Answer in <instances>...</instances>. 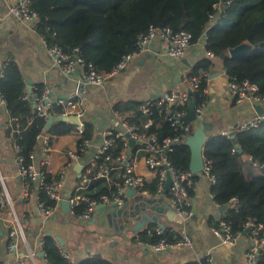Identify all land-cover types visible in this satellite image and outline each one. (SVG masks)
Segmentation results:
<instances>
[{"label":"crops","instance_id":"obj_1","mask_svg":"<svg viewBox=\"0 0 264 264\" xmlns=\"http://www.w3.org/2000/svg\"><path fill=\"white\" fill-rule=\"evenodd\" d=\"M17 1L0 0V80L4 77L3 70L13 64L19 69L26 94L34 106L36 92L40 89H49L53 99L73 97L80 84L81 70L67 76L55 65L39 31L10 13V8ZM206 41V38L201 37L185 51L180 60L168 57L165 44L156 41L148 54L136 58L119 74L108 78L103 86L83 87V119L92 132L90 140L93 146L82 155L80 164H75L68 171L64 180L65 193L75 194L78 180L91 166L106 137L111 132L124 131L122 123L130 115H123L115 106L131 101H154L170 91H190L189 77L195 71L200 74L207 59ZM224 70L222 58L212 59L203 120L210 126L207 132L209 137L224 131L234 133L243 122L258 114L251 100L236 102ZM258 106L264 113V105ZM10 123L9 113L0 103V176L4 178L14 210L13 214L12 207H7L0 222V264H13L16 258L15 253L7 250L9 228L16 225V217L31 247L36 246L41 234H48L70 253L74 264L91 257H101L112 264H197L207 255L212 259V264H250L245 258L248 236L243 237L242 241L239 239L234 246H225L211 231L226 207L220 212L223 206L215 202L211 183L205 175H199L193 188L191 198L194 215L190 220H175L168 192L162 196L144 197L158 202L141 212V206L136 203L138 195L129 197L127 205L121 208L116 204H100L88 221L72 216L70 205L69 211H66L62 201L56 216L44 220L37 210V186L32 188L30 197L23 196V180L18 174L14 141L9 134ZM79 139L78 131L55 136L51 175H57L67 162L65 152L76 150ZM130 151L137 160L136 171L146 184L156 181L155 175L146 166L143 147L138 143H130ZM243 159L245 162L251 160L247 155ZM145 190L148 191L147 188ZM154 217H158V223ZM156 226L165 227L177 235H188L191 246L175 245L165 252L157 253L136 240L137 234ZM28 263L34 264L31 261Z\"/></svg>","mask_w":264,"mask_h":264},{"label":"trees","instance_id":"obj_2","mask_svg":"<svg viewBox=\"0 0 264 264\" xmlns=\"http://www.w3.org/2000/svg\"><path fill=\"white\" fill-rule=\"evenodd\" d=\"M221 0H32L31 7L41 17L38 26L40 34L46 36L50 45L58 44L66 52L75 48L86 63H91L98 72L109 73L125 55L135 48L138 36L150 26H168L173 31L187 30L193 35L192 43L199 41L207 31L206 48L216 57L223 59L224 69L229 79L249 80L258 85L264 96V0H232L226 14L207 30L210 15L216 12ZM244 42L253 48L244 54L230 57L228 51ZM203 68L205 65L202 66ZM199 74L198 72L192 75ZM0 80V94L10 116L9 134L21 148V155L27 162L38 148V136L45 133L47 121L38 115L30 98H25L26 88L19 69L10 64L3 70ZM206 83H203L205 85ZM43 91L36 92L40 95ZM196 103L202 98L192 93ZM144 102L131 101L118 104L115 109L123 115H130L127 122L139 127L141 133L154 135L160 141L174 137L177 132L165 121L160 109L153 107L150 114L141 110ZM123 105V106H121ZM171 111H188V105H172ZM15 119V120H12ZM149 119L153 123L146 127ZM186 122H191L186 116ZM77 131V126L68 122H56L49 133L60 136ZM183 140L174 146L169 159L178 171L190 170L191 150L185 143L186 135L178 131ZM92 132L85 123L79 143L91 139ZM114 146L109 153L115 156L123 147V140L114 132ZM241 150V151H240ZM108 154V153H107ZM251 158L245 162L243 156ZM101 155L99 162L105 160ZM204 157L210 161L215 183L211 193L219 206H225L221 217L231 225L235 233L244 234L245 223L255 218L264 224V122L249 130L234 132L228 137L222 134L210 136L204 147ZM97 168H93L92 181L84 192L87 197L100 201L103 195L116 193V183L121 176H112L111 181L95 178ZM199 175L194 178L197 181ZM51 176H48L50 180ZM150 193L157 191V181L145 185ZM193 189L190 191L192 195ZM39 195L47 199L45 192ZM237 201H234V199ZM85 205L75 208L76 217L83 213ZM219 221L216 223L218 225ZM153 228V227H150ZM175 233L166 230L165 236L174 243ZM264 235V231H263ZM144 241L156 242V235L141 234ZM45 252L50 264H74L63 257L55 240L45 235ZM79 264H112L101 257H91ZM257 264H264V252L257 258Z\"/></svg>","mask_w":264,"mask_h":264},{"label":"built area","instance_id":"obj_3","mask_svg":"<svg viewBox=\"0 0 264 264\" xmlns=\"http://www.w3.org/2000/svg\"><path fill=\"white\" fill-rule=\"evenodd\" d=\"M32 0H18L15 5L10 8V13L23 23L30 25L38 31L39 23L41 22L40 14L31 7ZM232 0H221L216 5V12L210 15V22L207 30L212 27L216 21L226 14L227 8L231 5ZM41 40L48 48L50 56L53 58L55 65L62 72L70 76L76 70H81V80L73 97L66 99H53L49 89L43 90L40 95L34 98L36 112L46 121L50 117H69L77 116L81 124L77 126V131L82 136L85 128L84 115L85 110L81 103V92L85 85L103 86L108 78L113 77L123 71L136 58L148 54L156 41H162L165 44V54L175 60H180L185 51L193 44V35L187 30L173 31L168 26H150L148 30L141 33L135 43V48L128 54H125L120 61L113 67L109 73L98 72L91 63H86L79 53V49L75 48L72 52H66L58 44L50 45L45 35L40 34ZM207 31L203 37L207 39ZM216 55L207 51V59L204 63L205 67L200 74L191 75L189 77L190 91H170L162 94L154 101L144 102L140 108L144 113L150 114L153 107L160 109L164 114L166 122H169L177 134L174 137H169L160 141L154 135L141 133L139 127L123 121L124 131L116 133V136L123 140V147L118 155L109 153V150L114 146V138L110 136L111 132L103 144L98 148L92 164L85 172L82 173L75 187V194L65 193L64 180L68 171L75 165L80 164L82 155L86 153L93 145L90 139H83L78 144L76 150H67V162L61 166L57 175H51L50 167L52 165L54 147L53 140L55 136L46 131L38 136V148L30 155L31 161L27 162L21 155V148L14 142L16 152V163L18 165V174L23 180V196L30 197L34 185L38 188L37 194V210L45 220H50L56 216L57 211L62 201L67 199L70 205V213L76 217L75 208L81 204L85 205L82 214L77 216L82 221H88L94 211L100 204H116L120 208L127 205L130 190H134L138 196L157 197L164 195V188L169 177H171V186L168 191V200L174 214L181 219L190 220L193 215L192 198L190 191L195 187L196 180L190 170L178 171L169 159V153L174 150L177 143L182 142L181 135L178 131H183L186 138L198 128L204 120L205 112V96L208 93L207 82L211 76L212 59ZM225 71V70H224ZM226 73V72H225ZM203 83H206L203 85ZM228 87L233 93L237 103L246 100H251L254 106L264 105V96L259 93L258 85L249 80L238 81L236 78H228ZM192 93L197 94L202 98L200 103L195 106V119L192 122H186L183 118L187 115L185 110L171 111L172 105H185L195 100ZM28 98V94H25ZM0 103L5 106V101L0 94ZM15 120V119H12ZM264 122V113L255 115L250 120L243 122L235 132L249 130L253 127H258ZM153 123L149 119L146 127ZM143 147L146 153L145 162L149 171H151L157 181V191L153 194L144 189L146 185L145 179L137 173V160L131 155L129 138ZM232 132L224 131L222 135L232 136ZM108 153V154H107ZM101 155H106L104 162L100 163ZM93 168H97L95 178H105L107 181L112 180V176L116 173L122 177L121 182L116 183V193L112 196L103 195L100 201L90 199L85 195L89 183L92 181ZM202 175H205L211 186L215 183V177L211 173L210 161L204 157V169ZM48 176H51L48 180ZM39 190L44 191L47 199H43L39 195ZM234 201H237L235 198ZM12 207V201L9 197L4 178L0 176V222L3 220L4 212L7 207ZM12 213L14 210L12 207ZM16 217V216H15ZM247 234L235 233L230 224L225 220L220 219L218 225L212 226L211 231L220 240L222 245L234 246L239 239L248 236V245L245 251V258L250 264H257V258L264 252V224L255 218H249L245 223ZM166 228L156 226L145 230L146 236L156 235L160 239L156 242L144 241L141 234H137L136 240L154 252L161 253L176 246H191V240L188 235H174V243L170 242L165 236ZM45 234H41L35 247H31L23 227L16 217V225L9 228V236L7 242V250L15 253L16 258L13 264H29L28 261L34 264H50V261L45 252ZM61 254L68 261H72L70 253L56 243ZM197 264H212V259L207 255L203 257Z\"/></svg>","mask_w":264,"mask_h":264},{"label":"water","instance_id":"obj_4","mask_svg":"<svg viewBox=\"0 0 264 264\" xmlns=\"http://www.w3.org/2000/svg\"><path fill=\"white\" fill-rule=\"evenodd\" d=\"M253 48V46L248 43V42H244L234 48H230L228 51V55L230 57L233 56H237L240 54H244L249 52L251 49ZM226 57V54L223 53L221 54V58L224 59ZM195 106H196V101L195 100H191L188 103V113L186 115V117L190 120L193 121L195 119ZM257 109V112L259 115L263 114V111H261V109L259 108L258 105L255 106ZM56 122H68L71 123L75 126H79L81 124L80 119L77 116H69V117H63V116H57V117H50L47 121L46 124V130L49 131L50 128L52 127V125ZM210 130V126L207 123H202L198 128H196L187 138H186V145H188L190 147L191 150V162H190V171L195 174V175H202V171L204 169V147L206 144L207 139L209 138L207 132ZM129 138V142L131 144L135 143V141L133 139L130 138V135L127 134L126 135ZM241 151V150H240ZM78 167H80L78 165ZM171 177L168 178L165 188H164V193H167L170 189L171 186ZM129 197H134L136 196V192L134 190H130L128 192ZM136 203L139 204L140 207V212L142 211V209H150L153 207V204H156L158 202V200H148L146 198H144L143 196H137L136 197ZM63 207L66 209V211H69V202L68 200H64L62 202ZM100 206H103L100 205ZM99 206V207H100ZM225 209V206H223L220 210V212H222ZM172 210V208H171ZM173 211V210H172ZM174 214V212H173ZM145 216V215H144ZM174 218H176L175 220H178L179 222H181L182 220L179 219L175 214H174ZM154 219L156 220L155 222L158 223V217H154ZM142 220L144 221L143 217ZM150 222H152V220H150ZM247 234V230H245L244 232V236ZM243 240V238H241V241ZM63 244V242H62Z\"/></svg>","mask_w":264,"mask_h":264}]
</instances>
